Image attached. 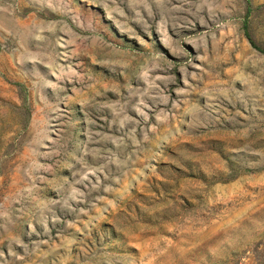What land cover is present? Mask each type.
<instances>
[{
    "label": "rangeland",
    "instance_id": "rangeland-1",
    "mask_svg": "<svg viewBox=\"0 0 264 264\" xmlns=\"http://www.w3.org/2000/svg\"><path fill=\"white\" fill-rule=\"evenodd\" d=\"M264 0H0V264H264Z\"/></svg>",
    "mask_w": 264,
    "mask_h": 264
},
{
    "label": "trees",
    "instance_id": "trees-1",
    "mask_svg": "<svg viewBox=\"0 0 264 264\" xmlns=\"http://www.w3.org/2000/svg\"><path fill=\"white\" fill-rule=\"evenodd\" d=\"M243 26H244V31L247 35V38L249 40V42L255 47L257 48L259 51H261L262 53H264V46H261L259 44H257L254 39L252 38V36L250 35V33L248 32V30L246 29L247 27V21L244 19L243 21Z\"/></svg>",
    "mask_w": 264,
    "mask_h": 264
}]
</instances>
